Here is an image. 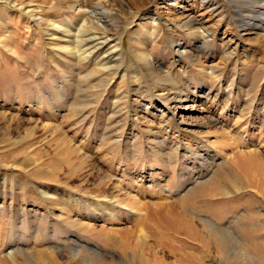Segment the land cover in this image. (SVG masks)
<instances>
[{
  "label": "rangeland",
  "instance_id": "rangeland-1",
  "mask_svg": "<svg viewBox=\"0 0 264 264\" xmlns=\"http://www.w3.org/2000/svg\"><path fill=\"white\" fill-rule=\"evenodd\" d=\"M0 264H264V0H0Z\"/></svg>",
  "mask_w": 264,
  "mask_h": 264
},
{
  "label": "bare ground",
  "instance_id": "bare-ground-1",
  "mask_svg": "<svg viewBox=\"0 0 264 264\" xmlns=\"http://www.w3.org/2000/svg\"><path fill=\"white\" fill-rule=\"evenodd\" d=\"M90 9V8H89ZM96 9V8H95ZM96 11V10H95ZM94 13V15L96 16V17H98V13H95V12H93ZM90 15V14H89ZM92 18V17H91ZM97 20H99V19H97ZM52 25H54L53 23H52ZM87 25H86V21L84 22H82V24H80V26H79V28L77 29V31H79V32H82V31H87ZM58 29V28H57ZM89 30V29H88ZM91 52V51H90ZM155 211V210H154ZM156 213V212H155ZM175 213V212H174ZM177 215V214H176ZM156 216H157V214H156ZM154 222V221H153ZM190 224V223H189ZM162 230V229H161ZM159 231V230H158ZM163 231V230H162ZM162 231H159V232H162ZM166 231V230H165ZM164 232V231H163ZM169 233V232H168ZM159 234V233H158ZM167 235H169V234H167ZM168 237V236H167ZM166 237V238H167ZM169 238H171V237H169ZM165 241V240H164ZM173 246V245H172ZM181 247V246H180ZM180 260V259H179Z\"/></svg>",
  "mask_w": 264,
  "mask_h": 264
}]
</instances>
